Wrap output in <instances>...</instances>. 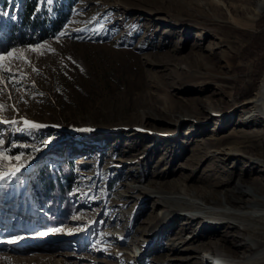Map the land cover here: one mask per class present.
Returning <instances> with one entry per match:
<instances>
[{
  "label": "rangeland",
  "instance_id": "374dc122",
  "mask_svg": "<svg viewBox=\"0 0 264 264\" xmlns=\"http://www.w3.org/2000/svg\"><path fill=\"white\" fill-rule=\"evenodd\" d=\"M22 1L0 0L2 25ZM263 4L73 0L57 32L0 52L16 50L0 61V264H249L248 234L205 212L239 177L264 176V114L247 119L263 94ZM64 158L76 208L46 227L19 193L40 163ZM146 188L209 210L173 209ZM110 227L123 237H104Z\"/></svg>",
  "mask_w": 264,
  "mask_h": 264
},
{
  "label": "trees",
  "instance_id": "16d2710c",
  "mask_svg": "<svg viewBox=\"0 0 264 264\" xmlns=\"http://www.w3.org/2000/svg\"><path fill=\"white\" fill-rule=\"evenodd\" d=\"M73 0H55L49 10H36L33 0H23L18 10V18L10 19L8 25L0 21V52L11 46L35 42L57 32L69 16ZM75 175L73 166L67 158L57 163H40L27 177L26 193L20 196L42 213L46 227L56 226L65 220L76 208L70 195ZM1 186V185H0ZM9 184L0 187V201ZM40 219L35 218V222ZM103 227V224L98 226Z\"/></svg>",
  "mask_w": 264,
  "mask_h": 264
},
{
  "label": "bare ground",
  "instance_id": "6f19581e",
  "mask_svg": "<svg viewBox=\"0 0 264 264\" xmlns=\"http://www.w3.org/2000/svg\"><path fill=\"white\" fill-rule=\"evenodd\" d=\"M256 17L257 15L255 14L251 15L250 20L253 21L256 19ZM248 104H250L254 110L249 115H247V119H257L261 117L260 113L264 114V84L263 94L262 91H260L248 100ZM261 131H264V128H262ZM263 144L264 142L262 145ZM258 164L262 165V162ZM248 184H258L264 186V176L252 177V180L249 178V176L239 177L236 180L237 186L229 189L227 193L223 191L225 192L226 198H229V200L227 199L228 202L218 204V206H216V210H209L208 205L210 204L201 199L187 197L185 195H173L162 190H157L156 188V190L146 188V192L149 193L151 197L158 196L160 200L168 203L173 209L185 210L184 208L186 207V209L207 210L208 208L209 211L205 212V215H209V213H213L215 216L219 214H231V225L238 227L239 230H242L248 234L249 238L253 242V244H248L245 247L246 250H244L243 253H245V251L249 252L245 253V256L241 257L247 259L249 264H264V198L258 197V195L253 191V186ZM247 186L248 190H245L244 187ZM236 193H240V197L236 196ZM199 218L202 217H197V219ZM197 219L193 218L189 225H191ZM102 235L106 238L117 241L123 237V231L115 227H110L107 229L105 228V230L102 232Z\"/></svg>",
  "mask_w": 264,
  "mask_h": 264
},
{
  "label": "snow or ice",
  "instance_id": "6c2138e0",
  "mask_svg": "<svg viewBox=\"0 0 264 264\" xmlns=\"http://www.w3.org/2000/svg\"><path fill=\"white\" fill-rule=\"evenodd\" d=\"M43 47H44V45H40V46H37L35 48H32L31 50L32 51H38L39 48H43ZM53 51H54V49H53ZM15 52H16V50H13V51L8 52L6 54H0V61H4L6 59H9V58L13 57ZM16 58L19 59L20 57L16 56ZM34 70L38 71L37 69H34ZM4 107H5L4 105L0 104V109H3ZM5 122L8 123L9 121H5ZM10 123L15 124V123H17V121H11ZM23 123L25 124V126L27 128H42V127H46L45 125L37 124L35 122L28 121V120H24ZM2 143H3V141L0 140V144H2ZM3 155H4V153H0V156H3ZM22 156H23V153H21L19 156H16L15 159L16 160H21ZM6 158L11 159V157H6ZM18 170H19V168L15 169V171H18Z\"/></svg>",
  "mask_w": 264,
  "mask_h": 264
}]
</instances>
